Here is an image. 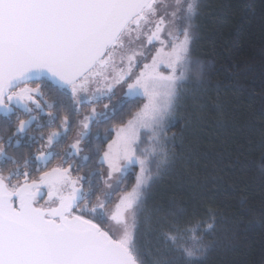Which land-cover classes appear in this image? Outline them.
<instances>
[{
  "label": "snow or ice",
  "instance_id": "snow-or-ice-1",
  "mask_svg": "<svg viewBox=\"0 0 264 264\" xmlns=\"http://www.w3.org/2000/svg\"><path fill=\"white\" fill-rule=\"evenodd\" d=\"M202 9L0 0V264H146L141 228L158 240L151 264H207L235 246L218 185L153 203L181 157L172 129L216 87L193 51Z\"/></svg>",
  "mask_w": 264,
  "mask_h": 264
},
{
  "label": "trees",
  "instance_id": "trees-1",
  "mask_svg": "<svg viewBox=\"0 0 264 264\" xmlns=\"http://www.w3.org/2000/svg\"><path fill=\"white\" fill-rule=\"evenodd\" d=\"M197 23L193 51L214 64L216 87L204 98L203 113L189 100L181 115H191L190 125L172 129L183 134L181 157L155 186L153 203L188 199L218 185L211 199L239 227L235 246L213 252L207 264H264V0H203ZM157 244L141 228L137 246L146 264Z\"/></svg>",
  "mask_w": 264,
  "mask_h": 264
},
{
  "label": "flooded vegetation",
  "instance_id": "flooded-vegetation-1",
  "mask_svg": "<svg viewBox=\"0 0 264 264\" xmlns=\"http://www.w3.org/2000/svg\"><path fill=\"white\" fill-rule=\"evenodd\" d=\"M37 176L39 175L38 173L36 174ZM42 201V200H41Z\"/></svg>",
  "mask_w": 264,
  "mask_h": 264
},
{
  "label": "rangeland",
  "instance_id": "rangeland-1",
  "mask_svg": "<svg viewBox=\"0 0 264 264\" xmlns=\"http://www.w3.org/2000/svg\"><path fill=\"white\" fill-rule=\"evenodd\" d=\"M115 102V101H114ZM43 202V200L41 201V203Z\"/></svg>",
  "mask_w": 264,
  "mask_h": 264
}]
</instances>
